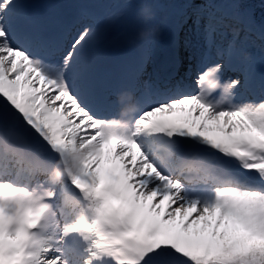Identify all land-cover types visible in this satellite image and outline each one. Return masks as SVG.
Listing matches in <instances>:
<instances>
[{
    "label": "snow or ice",
    "instance_id": "obj_1",
    "mask_svg": "<svg viewBox=\"0 0 264 264\" xmlns=\"http://www.w3.org/2000/svg\"><path fill=\"white\" fill-rule=\"evenodd\" d=\"M15 6L0 0V264H264V96L236 102L246 81L223 78L250 57L239 32L198 91L121 125L69 78L91 29L54 62L15 40Z\"/></svg>",
    "mask_w": 264,
    "mask_h": 264
},
{
    "label": "rangeland",
    "instance_id": "obj_2",
    "mask_svg": "<svg viewBox=\"0 0 264 264\" xmlns=\"http://www.w3.org/2000/svg\"><path fill=\"white\" fill-rule=\"evenodd\" d=\"M26 1L30 0H16L17 7L19 9H22V12L24 11V4ZM35 1L42 2V12L50 15L51 20L49 21V27H52L54 22L58 24L57 21H61L64 18L65 15L63 13L66 11L69 12V14L77 16H82L83 12H87L89 14L90 17L85 20L83 19L84 22L82 21L84 25L75 27V29H73L67 37L68 45V41L78 36V34L85 27H89L91 29L90 36L86 38L87 43L81 50L79 59L75 63L73 71L69 74L70 81L74 85L78 84L79 87H81L83 91L87 93L86 95L88 98L91 97V95L93 94V88H95L92 87L96 82V76L93 73L92 61L96 56L98 46L101 43V40L110 35L108 33L117 30L120 26H122L123 30L129 33L128 40L130 42L138 44L139 46H141V48H144V50L148 52V64L151 68L155 65L154 59L158 56V38L160 36L163 35L164 37L169 39V41L177 45L178 48H176V55L177 57L179 56L178 59L184 62V65H182V67L180 68V73L177 79L180 80L181 85L185 84V86L187 87V90L184 91L185 94H189V92H196V78L194 77L196 73V67L195 63L192 61V59H190L189 56L193 49L190 44L202 46L203 50H210L209 55L212 59L213 56L215 58L216 54L212 52L211 49L223 48L228 43V41L233 39V31H237L239 32L237 46L250 53V57L248 59H243L235 55L236 61L239 65V69L241 70H239L236 75H232L229 77H239L242 81H245L247 76L245 77V74L243 73L245 70L251 67L253 71L249 77L255 78L256 88L258 91L255 97L247 98L244 94V87L238 88L235 100L236 102L243 103L247 101L257 100L264 96V44H262L261 39L251 32L244 30L243 32L242 29L236 30V28L231 27L227 20H221L219 18L222 15L220 13V15L217 14L218 17L214 22L211 21V18L214 17L212 13L213 8L215 6L218 8L224 7V4L228 0H213L212 2L210 1L207 6L205 5L204 10L199 9L193 11L192 13L191 11H187V7H189L192 2H194L196 5H200L199 0H147L146 3H137L135 2V0ZM57 1L58 4H56ZM50 2H54L52 4L53 8H56V6L57 8L51 13H48V10L51 9L49 8ZM146 6H150L151 8V19H146V16L142 14V9H144V7ZM129 9L131 14H127L128 16L126 17V11H128ZM247 10L249 11V18L247 19L248 24L261 26L264 15L259 16L254 6L248 7ZM230 14L238 17L239 20L241 19L246 22V19L244 18V9L239 0H235V2L233 3ZM136 16L139 17L142 22L149 25L151 21L156 22L158 29L154 31L153 34L149 35L146 39H141L139 34L140 23L139 21H137V19H135V21L137 22L134 21V17ZM24 21L25 20L22 19V16H20L18 23L20 24ZM66 21H69V19H67ZM60 24L61 25L59 26L63 25V20ZM219 24L221 29H219ZM39 26L40 23L35 24L32 27L35 29H39ZM213 26H215V31H213ZM30 27V24H28L25 30H29ZM99 27H105V31L102 30L99 35H94L93 28L101 29ZM240 31H242V33H240ZM120 35L121 32L115 34V40H117ZM217 59L220 60L221 57L219 56V58ZM135 66L137 67L138 64H136ZM149 75L150 73H148V76ZM230 167H232L233 171L237 175H240L243 178H247V176L250 175L242 172V170L234 165H230Z\"/></svg>",
    "mask_w": 264,
    "mask_h": 264
},
{
    "label": "trees",
    "instance_id": "obj_3",
    "mask_svg": "<svg viewBox=\"0 0 264 264\" xmlns=\"http://www.w3.org/2000/svg\"><path fill=\"white\" fill-rule=\"evenodd\" d=\"M210 1L212 2L213 0H199L200 5H198V4L196 5L194 2H192L190 4V6L187 7V11H189V12L191 11V13H192L193 11H196L199 9L204 10L205 5L207 6V4H209ZM239 1H240L241 5L243 6L244 13H245L244 18L246 19V22L243 21L244 23H248L247 19L249 18V11L247 9L250 6H254V8H255V10L259 16L264 15V0H239ZM234 2H235V0H228L224 4L223 8H218L215 6L213 8L214 17L217 18L218 17L217 14H219V13L221 14V12L223 10L228 11V15L231 17V19L235 20L234 21L235 25L237 24L236 26H241V23H239L240 20L235 19L236 17L233 18L232 14H230ZM248 32H251L254 35H257L261 39L262 44H264V19H263L261 26L251 24Z\"/></svg>",
    "mask_w": 264,
    "mask_h": 264
},
{
    "label": "bare ground",
    "instance_id": "obj_4",
    "mask_svg": "<svg viewBox=\"0 0 264 264\" xmlns=\"http://www.w3.org/2000/svg\"><path fill=\"white\" fill-rule=\"evenodd\" d=\"M127 14H129V15L131 14L130 13V9L128 11H126V17L128 16ZM71 15H73V14H71ZM135 19H137V21H139V23H140V25H139V34L142 31H151V30L156 31L158 29L157 28V24L154 21H151L150 25H149L147 23L142 22L140 20V18L137 17V16L134 17V21H135ZM235 19H238V17H236ZM137 21H135V22H137ZM218 26H219V29H221L220 28V24ZM99 28H101V27H99ZM104 28H101V29L93 28V34L94 35H99L102 30L105 31ZM217 31H220V30H217ZM124 34H125L126 38H129V33L127 31ZM196 35H197V33H196ZM190 45H191V47L193 49H192L191 53L189 54V56H190V59H192V61L195 63L196 73H195L194 77L196 78L198 71L201 70L203 66H206L207 64L215 63V62H217V60L216 59L213 60L211 58L209 59L210 50H203L202 46H198V45H194V44H190ZM209 60H212V61H209ZM177 61H179L178 63H179V65H181V67H182V65H184V62H182L180 59H177ZM54 62H59V61H55L54 60ZM117 69H119V67ZM192 76H193V74H192ZM195 90L198 91L197 85L195 87ZM189 94H194V92H192V93L189 92ZM92 110H95V112H96L99 109L95 106V107H93ZM110 119H112V118H110ZM124 119H127L129 121L134 120V118H131V117L130 118L129 117H125Z\"/></svg>",
    "mask_w": 264,
    "mask_h": 264
},
{
    "label": "clouds",
    "instance_id": "obj_5",
    "mask_svg": "<svg viewBox=\"0 0 264 264\" xmlns=\"http://www.w3.org/2000/svg\"><path fill=\"white\" fill-rule=\"evenodd\" d=\"M150 13V10H145V9H142V14H144L145 16L149 15ZM153 31L154 30H151V31H142L140 33V38L141 39H146L149 35L153 34ZM120 99L121 101H124V100H128L129 103L127 104H124V107L121 109V112H120V117L121 118H114L116 119L121 125H126L127 123H129L130 121L127 120V119H124L123 117H127L129 116V114L133 113L135 110H136V106L131 103V94H122L120 96ZM54 175H56V173L54 172Z\"/></svg>",
    "mask_w": 264,
    "mask_h": 264
}]
</instances>
